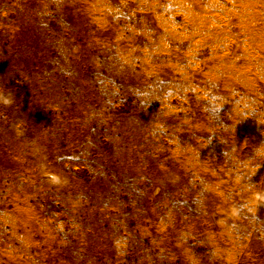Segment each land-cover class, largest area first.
<instances>
[{
	"label": "rangeland",
	"instance_id": "374dc122",
	"mask_svg": "<svg viewBox=\"0 0 264 264\" xmlns=\"http://www.w3.org/2000/svg\"><path fill=\"white\" fill-rule=\"evenodd\" d=\"M0 264H264V0H0Z\"/></svg>",
	"mask_w": 264,
	"mask_h": 264
}]
</instances>
